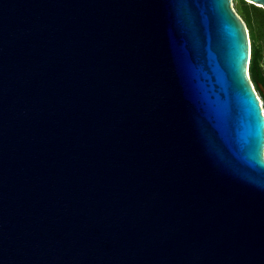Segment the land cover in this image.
Here are the masks:
<instances>
[{
    "label": "water",
    "instance_id": "obj_1",
    "mask_svg": "<svg viewBox=\"0 0 264 264\" xmlns=\"http://www.w3.org/2000/svg\"><path fill=\"white\" fill-rule=\"evenodd\" d=\"M251 47L233 0H0V264H264Z\"/></svg>",
    "mask_w": 264,
    "mask_h": 264
},
{
    "label": "trees",
    "instance_id": "obj_2",
    "mask_svg": "<svg viewBox=\"0 0 264 264\" xmlns=\"http://www.w3.org/2000/svg\"><path fill=\"white\" fill-rule=\"evenodd\" d=\"M243 20L246 23L252 43L250 61V77L256 91L264 102V94L260 88L264 87V9L241 0Z\"/></svg>",
    "mask_w": 264,
    "mask_h": 264
},
{
    "label": "rangeland",
    "instance_id": "obj_3",
    "mask_svg": "<svg viewBox=\"0 0 264 264\" xmlns=\"http://www.w3.org/2000/svg\"><path fill=\"white\" fill-rule=\"evenodd\" d=\"M248 3V2H247ZM233 4L235 5V7L241 12V14L243 15V10H242V2H241V0H233ZM248 4H250V3H248ZM257 92V91H256ZM257 94H258V96L260 97V99H261V101H262V103H263V100H262V98H261V96L259 95V93L257 92ZM263 105H264V103H263Z\"/></svg>",
    "mask_w": 264,
    "mask_h": 264
}]
</instances>
